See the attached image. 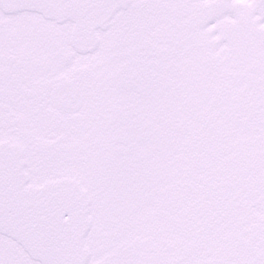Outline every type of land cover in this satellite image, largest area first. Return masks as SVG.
<instances>
[{
  "label": "snow or ice",
  "instance_id": "1",
  "mask_svg": "<svg viewBox=\"0 0 264 264\" xmlns=\"http://www.w3.org/2000/svg\"><path fill=\"white\" fill-rule=\"evenodd\" d=\"M0 264H264V0H0Z\"/></svg>",
  "mask_w": 264,
  "mask_h": 264
}]
</instances>
